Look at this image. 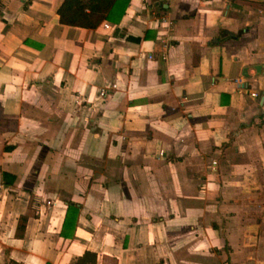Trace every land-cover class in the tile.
I'll return each instance as SVG.
<instances>
[{
	"label": "crops",
	"instance_id": "obj_1",
	"mask_svg": "<svg viewBox=\"0 0 264 264\" xmlns=\"http://www.w3.org/2000/svg\"><path fill=\"white\" fill-rule=\"evenodd\" d=\"M61 1L0 0V264H264V0Z\"/></svg>",
	"mask_w": 264,
	"mask_h": 264
},
{
	"label": "trees",
	"instance_id": "obj_2",
	"mask_svg": "<svg viewBox=\"0 0 264 264\" xmlns=\"http://www.w3.org/2000/svg\"><path fill=\"white\" fill-rule=\"evenodd\" d=\"M129 3L130 0H62L56 12L61 23L83 27H96L105 20L118 23ZM228 35L235 36L236 34L228 31ZM77 212L78 204L73 201H68L62 224V235L72 234V231L65 232L64 228L67 226L70 218H73V220L76 218ZM20 219L25 220L26 215L20 216ZM22 227L23 224L18 223L17 229L19 230ZM45 264L51 263L46 262Z\"/></svg>",
	"mask_w": 264,
	"mask_h": 264
},
{
	"label": "built area",
	"instance_id": "obj_3",
	"mask_svg": "<svg viewBox=\"0 0 264 264\" xmlns=\"http://www.w3.org/2000/svg\"><path fill=\"white\" fill-rule=\"evenodd\" d=\"M163 1H167V0H163Z\"/></svg>",
	"mask_w": 264,
	"mask_h": 264
},
{
	"label": "water",
	"instance_id": "obj_4",
	"mask_svg": "<svg viewBox=\"0 0 264 264\" xmlns=\"http://www.w3.org/2000/svg\"><path fill=\"white\" fill-rule=\"evenodd\" d=\"M263 99H264V96H263Z\"/></svg>",
	"mask_w": 264,
	"mask_h": 264
}]
</instances>
